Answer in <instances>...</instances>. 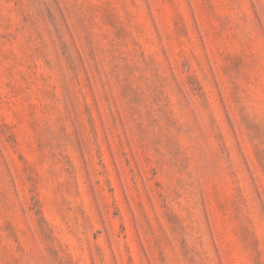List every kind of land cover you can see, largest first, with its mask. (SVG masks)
Instances as JSON below:
<instances>
[{
  "label": "rangeland",
  "instance_id": "obj_1",
  "mask_svg": "<svg viewBox=\"0 0 264 264\" xmlns=\"http://www.w3.org/2000/svg\"><path fill=\"white\" fill-rule=\"evenodd\" d=\"M0 264H264V0H0Z\"/></svg>",
  "mask_w": 264,
  "mask_h": 264
}]
</instances>
